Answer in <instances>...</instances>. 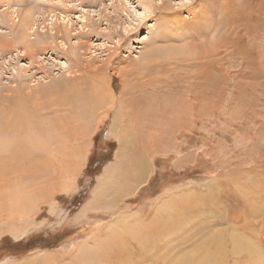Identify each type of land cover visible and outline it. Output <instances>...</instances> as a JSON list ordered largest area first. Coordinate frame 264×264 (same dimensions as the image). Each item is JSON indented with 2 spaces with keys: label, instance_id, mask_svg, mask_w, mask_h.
Returning <instances> with one entry per match:
<instances>
[{
  "label": "rangeland",
  "instance_id": "obj_1",
  "mask_svg": "<svg viewBox=\"0 0 264 264\" xmlns=\"http://www.w3.org/2000/svg\"><path fill=\"white\" fill-rule=\"evenodd\" d=\"M151 2L147 10L140 0H0V97L34 95L25 102L31 115V103L59 100L66 88L72 95L88 93L76 96L82 99L76 108L64 106L44 120L52 143L41 160L34 155L26 165L11 167L26 166L18 171L25 183L42 182L43 169L52 175L56 167L59 175L42 188L41 183L24 188L27 194L17 190L28 209L19 218L8 220L13 201L0 199V264H77L74 252L81 243L108 231L121 213H140L148 222L169 199L181 200L186 214L170 248L189 233L235 229L264 257V209L259 217L250 211L264 208V24L253 21L264 0ZM20 11L34 20L28 41L38 40L34 31L53 33L67 22L79 51L56 49V44L66 49L59 38L51 48L42 44L47 51H38L31 63L22 58V43L14 39V30L22 27ZM116 112L124 117L121 129L109 133ZM65 135L72 137L67 141ZM120 136L129 151H146L148 174L124 196L112 193L111 207L84 213L98 178L115 162ZM11 185L4 194L16 190ZM44 188L46 199L38 194L25 201ZM211 218L213 226L207 223ZM253 253L249 261L246 252L229 254L225 263L264 264Z\"/></svg>",
  "mask_w": 264,
  "mask_h": 264
},
{
  "label": "bare ground",
  "instance_id": "obj_2",
  "mask_svg": "<svg viewBox=\"0 0 264 264\" xmlns=\"http://www.w3.org/2000/svg\"><path fill=\"white\" fill-rule=\"evenodd\" d=\"M140 2L143 4V7L147 10H148V7H150L152 3L151 0H140ZM167 2L169 5L171 0H167ZM19 14L22 19V27L21 28L17 27L14 30L15 32L14 39L18 41L17 44L22 43L21 45L22 51H23L22 58L24 57L26 59L31 60L30 63L34 60V56L36 53H38V51L42 53L44 51H47L44 49L42 44L46 43L51 48L52 47L51 44L56 43L55 41L59 38H61V41L62 40L64 41L63 46L65 48V45H66V49L65 50L62 49L61 45L59 44L54 45L56 49H59L64 52H67V51L70 52L75 49L79 51L78 49L79 42L72 43V41H70L71 40L70 36L72 34L70 33L71 30H69L67 22H65L64 24H61L62 26H59L61 27V29L57 27L53 28L52 29L53 33L44 32L43 34H41L38 31H34V34L37 35L38 40L31 42L30 40L28 41V39H26V36H29V33H30L29 31L34 26V20L31 18L32 14L31 13L29 14V12L23 14L22 11H20ZM253 16H254L253 21L262 22L264 24V8L258 7V10H256L253 13ZM257 30L260 31L261 29L258 27ZM73 63H75V61H73ZM61 88H59V90H61ZM71 88L73 87H70V89ZM11 90L14 91V89H11ZM65 91L66 93L63 94V96L61 94L60 95L61 97H59L60 98L59 100L50 101L48 103L42 102L36 105L31 103L32 109L34 110L33 111L34 114L31 113V115H29L25 111V109L27 110L25 102L28 103L29 101L27 97L31 100L34 97V95H29V93H27V96L25 97L23 95L18 94L14 99L13 98L6 99L5 96L0 97V199L1 201L8 199L7 200L9 201L8 203L13 201L12 210L8 214V220L9 218L14 219L17 217L19 218V216H22L23 210H24L23 208L24 207L26 208L27 206L26 205L23 207L24 201H22L23 203L20 202V200H22L21 196L23 198V195L19 194L20 191L17 192L19 188L21 189L23 188L24 190V188L28 186H32V185L35 186L36 184H40V183H41V187L39 185V188H42L46 184V182H43V181L56 178L59 175L57 174L56 167L54 168V172L52 174L53 176L49 174H44L43 173L44 169H43V171H41V175L40 176L38 175V178L39 177L43 178L42 182L39 183V182H36L37 181L36 179L34 181H32L31 179L25 183L27 179L23 176V172H25L24 167L26 168V166H23L22 169H20L23 172H18L20 171L18 169L16 170L14 169L15 171H12L11 167L16 166V168H19L20 167L19 165L24 164V162H26L25 163L26 165L27 162H31L33 160L34 155H38L40 160L42 159L43 156L41 153H43V151L45 150L48 144L52 143V138L46 135L47 128H45L46 126H45L44 120L48 118H52V115L54 116L56 114H59L61 109L63 108L66 109L64 106L68 105L70 108L71 106L75 104V101L77 100L76 98L79 95L80 96L83 95V93L79 91L78 92L74 91L75 94L72 95L73 91L72 93H70V91L67 92V88ZM65 91L63 90V92ZM59 93L61 92L59 91ZM85 95L83 96L85 97ZM79 100L82 101V99H78V101ZM120 101H121L120 104L123 105L125 99H120ZM36 107L39 109H36ZM72 108H76V107L73 106ZM72 108L70 109L72 110ZM39 112H42L43 115H51V116L44 117L43 115H39L38 114ZM68 112L71 113L70 110ZM68 112L67 114H69ZM126 112L127 111L125 110L123 113H126ZM119 114L116 112V114L114 115L109 133H113L114 130L119 131L121 129V126L119 125L121 123L120 122L121 116L118 117ZM123 118L124 117H122L121 119ZM182 122H185V121H182ZM57 124L59 123L57 122ZM65 127L64 128L61 127L60 131L62 134H64L63 132H66L64 130L68 129L67 124L65 125ZM122 130H125V127H123ZM120 135H122V131L120 132ZM123 135L124 137L129 136V134L124 131H123ZM65 136L67 138V141L69 140L70 137H72L71 135H65ZM118 141H119V148L116 152L115 162L111 163V165H109L106 168L104 176H102L100 179L98 178L96 187L94 191L92 192L91 199L83 207L84 213L86 212L88 213L90 210L96 209V208L102 209L108 204L110 206V203L113 204L115 200V197L113 196L112 193L119 192L121 193V195L124 196L126 193L129 192L130 188L133 187L135 183L137 184V182L139 183V181H143L145 176H147L148 174L147 173L148 167H147L146 151H144V153H141L139 151H129V148L126 145V139L122 138V136H120ZM158 146L159 145H157V147ZM157 147L154 146L153 148H157ZM48 149H51V148H48ZM56 160L58 159L56 158ZM69 160L72 161L71 158ZM54 163L56 164V162ZM36 168L37 170H39L40 169L39 165ZM22 177L25 178L23 184L20 183L22 181ZM30 177L32 178L34 176L30 175ZM129 178H132V180L130 181ZM11 184H13L14 187L16 186V190L7 191V194H4L3 190H5L6 188H10V186L12 187ZM14 187L12 190H14ZM34 188L35 187H33V189ZM44 189L36 190L33 192L34 194L31 193L32 191L31 192L29 191L30 194H32V196H28L29 198H25V201L27 199L31 201L32 200L31 197H35L38 194H43L42 196L45 197L44 191H47V189L45 190ZM35 192H37V194ZM25 193L27 194L26 191ZM261 193L262 194H260L261 195L260 198H262L264 201V192H261ZM2 194H3V197L1 196ZM18 194L20 195V197ZM13 196H16L19 198H16ZM107 196L109 197L107 198ZM29 200L27 202H29ZM259 200L261 201V199ZM6 203L7 202H4L1 205L4 206ZM181 203L182 201L179 199L167 200V202L162 204L161 207L157 210V213L152 215V217L149 219L148 222H144L141 219L143 217L142 215H139L140 213L139 214H132V213L122 214L121 213V215L118 218L113 220V223H110L111 226H109L110 229L108 231H98L97 230L98 231L97 234L91 235L90 241H85V243L80 242L82 245L79 247L77 246L78 248L74 252V256L76 255L75 261L76 262L78 261L77 264H86V263L88 264H226L225 262L229 254L231 255L239 254L240 255V254H243V252H246L247 254H245V256H248V260L247 258L245 259L249 261L250 259L249 255L253 252L254 253L252 255H255L257 253L255 252L256 250L255 248H253L249 243L245 242V240L249 241L248 239L249 236L248 238L244 237L246 233L241 236L235 233V229H231V231L227 233L226 231H224L223 228H218L208 233L204 232L196 237L191 236V234L189 233L187 236H185V238H182V243L174 247L173 245H171L173 248H170L169 242L171 238L172 240L174 239L175 234L182 228L181 226H183L184 215H186L184 213H183L184 215L182 214L184 210H182V208L179 206L181 205ZM211 205L212 204L210 203V206ZM256 208L253 207L252 208L253 210H250V211L253 212L255 216L259 217L257 215L258 212L264 208L263 206L260 207L259 205L256 206ZM192 211L194 212L196 211V209ZM245 212L247 213L246 210ZM214 221L215 219L211 218L207 223L210 226H213ZM231 224H234V221L231 222ZM228 226H231V225H228ZM226 243L230 244L229 254L227 252L228 250L225 249L224 247L225 245H227ZM187 245H192V246L189 249H184V247ZM258 252H261V251H258ZM258 254H261L262 258L264 259L262 252L257 253L256 255ZM144 257H147L148 259L145 262L143 261V260H146V259H143ZM245 259L243 261H245ZM51 260L54 261L53 259ZM44 261H45V258L43 259L42 262ZM73 263L74 262H71V264ZM31 264H40V263L33 261L31 262ZM237 264H239L238 261H237Z\"/></svg>",
  "mask_w": 264,
  "mask_h": 264
}]
</instances>
